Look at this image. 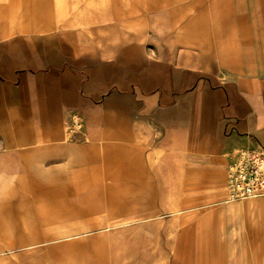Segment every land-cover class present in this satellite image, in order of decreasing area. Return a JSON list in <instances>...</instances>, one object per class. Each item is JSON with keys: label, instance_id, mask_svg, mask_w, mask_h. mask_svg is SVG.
Segmentation results:
<instances>
[{"label": "rangeland", "instance_id": "1", "mask_svg": "<svg viewBox=\"0 0 264 264\" xmlns=\"http://www.w3.org/2000/svg\"><path fill=\"white\" fill-rule=\"evenodd\" d=\"M211 3L0 0L1 65V46L21 37L52 36L70 50L31 52V63L7 68L8 104L28 107L48 98L44 84L72 83L56 87L59 118L36 143L16 144L23 112L0 114L8 127L0 134V264H217L213 222L230 201L226 162L218 171L185 143L193 119L166 129L148 118L137 85L154 79L152 61L216 73L220 85L241 72L240 1ZM133 53L136 63L125 62ZM226 55L234 65L221 63Z\"/></svg>", "mask_w": 264, "mask_h": 264}, {"label": "crops", "instance_id": "2", "mask_svg": "<svg viewBox=\"0 0 264 264\" xmlns=\"http://www.w3.org/2000/svg\"><path fill=\"white\" fill-rule=\"evenodd\" d=\"M239 1L241 7L235 16L244 18L240 25L241 72L228 74L229 82L220 85L216 83L218 81L216 73H210L211 76L204 70H181L170 67L168 62L165 64L152 61L150 72L155 76L154 79L148 84L147 80L143 84L137 83L138 89L146 93L144 100L146 116L166 129L174 128L182 118L193 119V129L189 132L190 138L188 137L185 143L199 150L198 159L215 164L218 171H221V166L226 162V173L230 161V157L225 160L226 152H233L238 147L264 150V0ZM211 2L215 8L217 0ZM53 46L59 47L64 53H69L68 46L52 36L48 40L21 37L1 46L3 49L1 55L7 57V61L4 65L0 63V114L9 111L23 112L24 117L21 122L23 141L19 139L17 145L36 143L40 135H46L45 125L59 118L55 91L57 88H71L72 83H66L61 79L56 84H44L42 87L44 91L46 90L48 98L44 101L37 99L35 103L22 108L23 105L8 104L9 89L15 86H10L8 79L3 78V75L6 70L14 68V64L31 63L33 57L31 52L41 51L46 57H52ZM133 56L131 60L130 56H124L125 62L136 63L134 53ZM193 62L212 63L210 59L193 60ZM221 63L226 66L234 65L227 55ZM92 82L94 83L95 79H92ZM67 95L64 96L66 100ZM130 95L137 96V93L133 92ZM36 97L32 98V102ZM16 98L23 99L19 96ZM10 107L14 109L11 110ZM181 113L185 116L181 117ZM27 116H34L41 125L38 126L37 132L34 133L29 129ZM0 119L7 118L1 116ZM7 130L8 127L0 126V134L5 132L7 134ZM66 135L65 133L60 138L66 140L68 139ZM5 138L8 141L5 142L6 144L15 143L10 142L11 137ZM23 154L16 155L24 158ZM52 162L54 160L48 163ZM55 187L57 186L54 184L50 192H54L52 190H55ZM254 198L257 199L247 204L228 201L225 206L216 210V221L213 222L215 233L212 234L214 235L212 239L217 242L216 251H222L215 255L221 258L216 260L217 264H264V197ZM83 210L87 209L83 207ZM82 211H78V217L87 214ZM43 236L46 240L55 237L48 233ZM40 242L43 241L38 243Z\"/></svg>", "mask_w": 264, "mask_h": 264}, {"label": "built area", "instance_id": "3", "mask_svg": "<svg viewBox=\"0 0 264 264\" xmlns=\"http://www.w3.org/2000/svg\"><path fill=\"white\" fill-rule=\"evenodd\" d=\"M228 200L264 196V150L236 148L227 166Z\"/></svg>", "mask_w": 264, "mask_h": 264}]
</instances>
